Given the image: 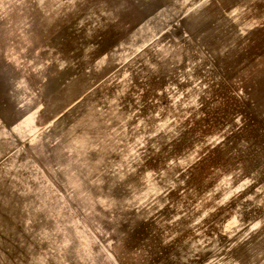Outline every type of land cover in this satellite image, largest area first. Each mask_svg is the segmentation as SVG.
I'll return each mask as SVG.
<instances>
[{"label":"rangeland","instance_id":"rangeland-1","mask_svg":"<svg viewBox=\"0 0 264 264\" xmlns=\"http://www.w3.org/2000/svg\"><path fill=\"white\" fill-rule=\"evenodd\" d=\"M0 264H264V0H0Z\"/></svg>","mask_w":264,"mask_h":264}]
</instances>
